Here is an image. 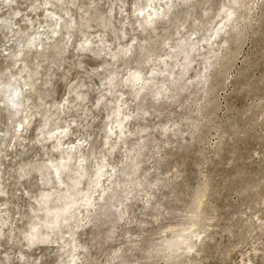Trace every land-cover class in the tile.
<instances>
[{"label": "rangeland", "instance_id": "obj_1", "mask_svg": "<svg viewBox=\"0 0 264 264\" xmlns=\"http://www.w3.org/2000/svg\"><path fill=\"white\" fill-rule=\"evenodd\" d=\"M0 264H264V0H0Z\"/></svg>", "mask_w": 264, "mask_h": 264}, {"label": "bare ground", "instance_id": "obj_2", "mask_svg": "<svg viewBox=\"0 0 264 264\" xmlns=\"http://www.w3.org/2000/svg\"><path fill=\"white\" fill-rule=\"evenodd\" d=\"M148 1H151V0H148ZM153 8V7H152ZM159 14V11H157V10H154V12H153V15H158ZM148 17L147 18H149L150 17V15H147ZM151 18V17H150ZM137 80V79H139L138 78V75L137 76H134V78H133V80ZM66 163H68L67 161H66ZM65 163V161L63 162H61L60 163V166H61V168H63V169H65V168H67V165L68 164H66ZM59 166H56V167H54V171L56 172V173H58V170H59V168H58ZM101 173V171H98V177L101 175L100 174ZM82 174H84V173H82ZM82 176V175H81ZM77 183V182H76ZM76 183H72L71 185H70V187H69V189H71V190H76ZM74 192H71L69 195H66L63 199H61L60 200V204L57 206V207H54V209H51L50 210V208H48V207H45V212H46V214H47V212H48V214L50 213V211H53V213L54 212H61V211H66V210H68L69 209V207H71V206H73L74 204H75V200H74ZM49 195V193L48 194H45L44 195V198L46 197L47 198V196ZM70 195H71V197H70ZM49 197V196H48ZM73 197V198H72ZM87 198V200L89 199L90 200V196H87L86 197ZM46 201V200H45ZM58 214V213H57ZM57 214H56V217H57ZM53 216H54V214H53ZM53 218V217H52ZM55 218V217H54ZM57 219V218H56ZM54 221V220H53ZM173 244V243H172Z\"/></svg>", "mask_w": 264, "mask_h": 264}]
</instances>
